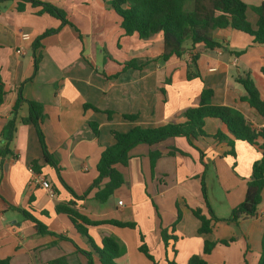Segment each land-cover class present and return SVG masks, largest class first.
Segmentation results:
<instances>
[{
    "label": "crops",
    "instance_id": "1",
    "mask_svg": "<svg viewBox=\"0 0 264 264\" xmlns=\"http://www.w3.org/2000/svg\"><path fill=\"white\" fill-rule=\"evenodd\" d=\"M34 1L62 9L69 24L40 15L41 8L28 1L0 4V78L8 91L0 106V147L2 130L21 91L24 98L44 105L47 118L42 130L60 174L46 161L34 125L19 124L11 144L12 154L0 157V260L9 259L10 264H54L63 259L61 264H88L81 252H93L87 239L65 214L56 212L57 205L74 201L76 210L90 221L136 224L135 230L110 225L87 227L98 247L109 236L124 243L127 252L116 261L118 264H153L139 252L141 235L157 264H188L194 255L210 264H258L264 243V192L255 218L239 224L218 222L208 235L199 233L200 222L192 212L201 209L207 214L202 194L204 178L214 214L227 219L216 214L207 182L209 171L214 193L223 197L218 203L232 212L244 201L253 164L261 158L259 151L243 141L235 142V158L224 156L231 148L212 137L219 132L230 134L218 119L205 121L208 137L193 141V145L179 137L134 148L128 165L117 166L124 184L105 202L98 199V194H102L108 180L90 188L98 178L102 153L115 144L113 131L127 133L135 127L183 123V114L198 105L206 88L214 91L213 105L235 108L253 126L264 128V118L241 101L246 92L237 82V78L249 74L264 98V45L255 44L254 38L243 32L218 30L214 38L222 47L198 46L201 77L188 80L190 52L166 63L158 62L164 49L162 35L148 40L126 36L121 19L107 0ZM244 2L248 6L247 19L256 29L258 16L252 9L264 0ZM49 30L58 32L45 38L35 50L37 39ZM24 34L30 36L28 41L22 40ZM240 52L244 53L237 56ZM36 58L39 64L35 72ZM130 61H139L143 67L124 71V64ZM27 115L24 107L20 116ZM125 116L137 119L130 121ZM89 123L98 125V134ZM151 152L162 153L154 167ZM169 152L174 155L169 156ZM34 162L41 170L37 176L49 183V189L30 171ZM21 210L61 238L38 235L35 224L26 220ZM179 213L181 219L173 233L177 240L170 241L166 252L160 229L172 232ZM231 240L228 245L221 243ZM206 241L217 242L210 255L203 252ZM93 258L94 264H101L97 255Z\"/></svg>",
    "mask_w": 264,
    "mask_h": 264
},
{
    "label": "trees",
    "instance_id": "2",
    "mask_svg": "<svg viewBox=\"0 0 264 264\" xmlns=\"http://www.w3.org/2000/svg\"><path fill=\"white\" fill-rule=\"evenodd\" d=\"M8 0H0V4ZM28 1L35 8H41L40 15H48L62 22V25L69 24L65 12L57 6L34 0ZM107 4L114 10L121 19V27L126 36L138 35L141 40H148L161 34L163 37V53L157 59L158 62L166 63L173 57H182L186 52H190V62L188 64L187 78L193 80L200 78L198 70V60L200 58L197 52L198 46L205 49L221 48L222 44L214 38V33L218 30H236L243 32L254 38V43L264 45V3L252 10L258 16V23L254 29L247 19L248 6L244 0H107ZM18 10L22 12L23 6L19 4ZM58 30H49L42 34L36 41L34 49L41 47L42 41L57 33ZM244 52L236 53L240 56ZM35 72L38 70V58L35 60ZM143 63L139 61H130L124 64V71L130 68L141 69ZM264 76V67L261 69ZM237 82L244 88L246 95L241 98L242 102L247 103L255 109L258 114L264 118V98L253 82L249 74L237 78ZM8 94L5 84L0 78V106L5 102ZM214 91L204 89L199 97V103L196 107L189 108L183 114V123H169L159 128H141L135 127L127 133L113 131L112 135L115 144L107 148L101 155L97 165L98 178L92 184L90 190L99 187L104 180H108L102 194H98V199L105 202L115 190L120 188L125 179L117 166L126 167L130 161V152L139 145L154 146L165 142L170 138H185L193 145V141L208 137L205 130V121L213 118L222 121L228 128L230 136L223 133H217L212 138L220 143H226L231 149L224 156L235 158V142L243 141L248 143L260 152L261 158L253 164L251 179L248 182L247 193L244 201L232 210L228 219L222 220L216 217L209 201L204 178L202 179V194L206 204L207 214L201 209L193 210V215L199 220L200 234H211L213 227L218 222L228 224H239L242 220L255 218L258 213V207L262 202L264 192V128L253 126L244 115L235 108L228 106H215L212 103ZM24 107L28 109L27 117H21L20 112ZM85 108L94 107L86 105ZM111 116V114L109 113ZM47 115L44 111V105L31 101L23 97L19 91L18 97L12 106L11 118L7 121L2 130V146L0 147V157H6L12 154L11 144L15 138L19 124H32L36 128L44 157L52 165L58 174L60 169L54 156L49 153L45 142V136L42 130V124ZM127 120L134 121L137 116H125ZM92 130L98 134L99 128L95 123H89ZM169 156L174 152H169ZM162 156L160 152H151V166L154 167L156 161ZM31 169L36 175L41 173L37 162L32 163ZM71 191V190H70ZM72 192V191H71ZM73 193V192H72ZM87 195V193L85 194ZM75 198H79L74 194ZM76 203L71 201L66 204H59L56 207L58 214H65L75 225L78 232L87 239L93 252L87 253L81 251L88 259V264H94L93 254L97 255L101 264H118L116 261L122 258L126 252V246L116 236L104 238L102 246L98 247L88 235L87 227H96L110 225L120 229H136L133 222L121 221H100L93 222L81 215L76 210ZM26 220L35 224L38 235H55L48 228L38 221L33 215L25 210H21ZM181 214H178L176 223L171 227V231L161 227L160 235L165 246L166 252L170 241H176L173 234L176 224L180 221ZM61 238V237H60ZM231 241H221L228 245ZM141 245L139 252L142 253L153 264H157L154 257L150 254L145 243L144 236H140ZM217 245V242L206 241L204 244V255H210ZM63 260V259H62ZM62 260L54 261V264H61ZM0 264H10L9 259L0 260ZM169 264H175L170 262ZM188 264H210L202 256L194 255L189 259ZM258 264H264V243Z\"/></svg>",
    "mask_w": 264,
    "mask_h": 264
},
{
    "label": "rangeland",
    "instance_id": "3",
    "mask_svg": "<svg viewBox=\"0 0 264 264\" xmlns=\"http://www.w3.org/2000/svg\"><path fill=\"white\" fill-rule=\"evenodd\" d=\"M212 179H213L212 178V173H211V171H209V174L207 176V182L210 185V193H211L210 196L212 197L211 200H212L213 206H214V208L216 210V214H217V216H223L224 218L228 219L230 217V215H231V212H229L228 209L225 210V206L218 203V201H223V197L221 196V194H219V192L214 193V189H213V186H212V184H213ZM214 194H215V198L216 199H213L214 198ZM222 220H225V219H222Z\"/></svg>",
    "mask_w": 264,
    "mask_h": 264
},
{
    "label": "built area",
    "instance_id": "4",
    "mask_svg": "<svg viewBox=\"0 0 264 264\" xmlns=\"http://www.w3.org/2000/svg\"><path fill=\"white\" fill-rule=\"evenodd\" d=\"M30 39V36L27 34L22 35L23 41H28ZM21 53V52H20ZM30 171L34 173V171L30 168ZM35 174V173H34ZM36 175V174H35ZM36 180L38 183H40L45 189H49L50 185L47 181H45L42 177L36 175Z\"/></svg>",
    "mask_w": 264,
    "mask_h": 264
}]
</instances>
